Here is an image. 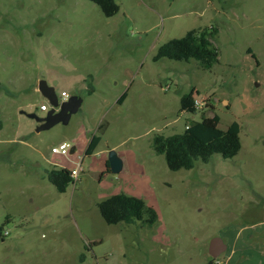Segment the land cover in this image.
Wrapping results in <instances>:
<instances>
[{
	"label": "rangeland",
	"instance_id": "obj_1",
	"mask_svg": "<svg viewBox=\"0 0 264 264\" xmlns=\"http://www.w3.org/2000/svg\"><path fill=\"white\" fill-rule=\"evenodd\" d=\"M117 3L107 18L88 0H0V264H264V0ZM209 28L218 51L210 70L153 61L167 41ZM40 80L59 102L62 91L82 99L67 125L36 132L26 116L50 109L39 110L49 105ZM191 90L206 107L181 113ZM213 115L220 130L240 125L238 154L170 171L153 136ZM84 129L100 138L99 150L134 152L144 177L101 178V156L75 155L82 171L58 193L45 159L62 142L80 144ZM123 189L155 210L154 225L104 222L97 203ZM216 237L226 249L211 258Z\"/></svg>",
	"mask_w": 264,
	"mask_h": 264
},
{
	"label": "trees",
	"instance_id": "obj_2",
	"mask_svg": "<svg viewBox=\"0 0 264 264\" xmlns=\"http://www.w3.org/2000/svg\"><path fill=\"white\" fill-rule=\"evenodd\" d=\"M99 7L105 17H112L119 11L118 0H88ZM217 30L213 28L186 32L182 37L171 39L158 47L153 61L169 59L179 62L195 61L202 69L210 70L218 62V51L212 43ZM250 52V51H249ZM252 58L255 56L251 54ZM92 91V88H90ZM90 91V92H91ZM194 91L180 98V112L195 114L193 107ZM124 95L120 97L121 103ZM219 117H204L193 121L188 129L180 134L163 136L156 134L152 138V148L158 155H163L167 168L170 171L181 169L190 170L197 160L207 163L211 156L218 154L223 159H231L241 149L240 125L232 122L226 130L219 129ZM102 125L99 126V129ZM100 138L93 135L88 144L85 155L90 156L98 145ZM110 173L108 162L106 171ZM48 182L60 194L66 192L68 186L73 183L70 172L64 168H53L46 172ZM100 216L108 225L119 223L133 224L141 221L148 225H154L158 216L155 210L147 206L140 198L124 193L112 195L97 203ZM4 238L3 226L0 225V240Z\"/></svg>",
	"mask_w": 264,
	"mask_h": 264
},
{
	"label": "water",
	"instance_id": "obj_3",
	"mask_svg": "<svg viewBox=\"0 0 264 264\" xmlns=\"http://www.w3.org/2000/svg\"><path fill=\"white\" fill-rule=\"evenodd\" d=\"M37 90L47 100L50 109L44 117H39L35 113L26 114L28 118L37 123L36 132L48 130L59 123L67 125L71 116L78 112L82 104V99L78 96H71L59 104L54 88L49 86L45 80L38 82ZM107 162L112 174L121 172L123 163L114 150L108 152ZM225 249L226 245L220 238H213L209 245V255L211 258H216Z\"/></svg>",
	"mask_w": 264,
	"mask_h": 264
},
{
	"label": "crops",
	"instance_id": "obj_4",
	"mask_svg": "<svg viewBox=\"0 0 264 264\" xmlns=\"http://www.w3.org/2000/svg\"><path fill=\"white\" fill-rule=\"evenodd\" d=\"M62 92H64V91H62ZM94 95H95V89L93 88L91 93H90V95H89V97H92ZM119 99L120 98H118V97L116 98L115 104L118 103ZM124 101H125V99H123V101L121 103H118V104H123ZM181 113H184V112H181ZM196 121H198V120H196ZM92 136H93V134H92L91 130L88 131V130L84 129V134L81 136L80 144L77 142V139L76 140L74 139V142H76V143H73V149L70 150L69 156L71 155V157H69V156L68 157H63V156H59V155H52V157L50 159H45V161L50 166H52L51 169H53V168H64V169H67L68 171H70L74 167L67 168V167H65L63 165V163L64 162L71 163V164L73 163L74 166H75L76 163L72 160L73 156L76 155V160H78L81 157H89L90 158V157H95L96 155H99V156H101V158L103 160V167H101V172L102 173L100 175V177L102 178L105 175L104 172L106 171L108 152L110 150H114L117 153L118 157L122 160V163H123V167H122L121 172L129 173V171H130L131 172L130 174H133V175L135 174L137 176L144 177L142 165L137 162V158H136V155H135L134 152H130V151L119 152V151H117V149L115 147H111L110 149H108V151L99 150V148H98L99 143H100V141H99V143L96 146V148L93 151V153L90 156H86L85 155V150H86L88 144L90 143V140H91ZM62 143H64V142H62ZM44 178H46V177H44ZM148 184H149V182H148ZM120 193H124V194L127 195V193L124 192V189L121 190L117 194H120Z\"/></svg>",
	"mask_w": 264,
	"mask_h": 264
},
{
	"label": "built area",
	"instance_id": "obj_5",
	"mask_svg": "<svg viewBox=\"0 0 264 264\" xmlns=\"http://www.w3.org/2000/svg\"><path fill=\"white\" fill-rule=\"evenodd\" d=\"M164 90H167V87L164 88ZM60 98L62 99L61 102L65 101L67 98V94L65 92H61L60 94ZM61 102L58 101V103L60 104ZM207 104V100H204L202 97L200 96H195L193 98V107L195 109V114L198 113L200 110H202L203 108L206 107ZM48 106L46 104H41L39 106V110L43 111V112H47L48 111ZM189 125L185 126V129H188ZM71 146L68 143H62L57 147H53L51 148V153L53 155H59V156H63V157H68L70 150H71ZM81 161H78L74 168L72 170H70V178L73 180V182H76V180L78 179V176L80 174V172L82 171V166H81ZM6 234V232L4 233Z\"/></svg>",
	"mask_w": 264,
	"mask_h": 264
},
{
	"label": "flooded vegetation",
	"instance_id": "obj_6",
	"mask_svg": "<svg viewBox=\"0 0 264 264\" xmlns=\"http://www.w3.org/2000/svg\"><path fill=\"white\" fill-rule=\"evenodd\" d=\"M208 255H209V252H208ZM210 256V255H209Z\"/></svg>",
	"mask_w": 264,
	"mask_h": 264
}]
</instances>
